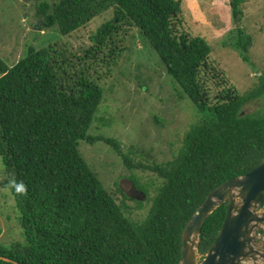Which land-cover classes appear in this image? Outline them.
<instances>
[{
  "label": "trees",
  "instance_id": "obj_1",
  "mask_svg": "<svg viewBox=\"0 0 264 264\" xmlns=\"http://www.w3.org/2000/svg\"><path fill=\"white\" fill-rule=\"evenodd\" d=\"M242 1L229 2L236 26L224 44L249 63L252 37L239 26ZM109 9L112 17L90 35L92 45L77 60L89 61L90 68L100 61L114 63L116 54L107 45L115 43L122 26L136 27L176 92L197 108L198 122L187 130L175 157L148 166L162 184L146 217L135 222L78 149L80 143L98 141L119 147L115 138L88 132L104 96L98 71L78 70L76 56L56 45H28L11 66L0 57V157L7 174L0 188L12 193L24 236L10 250L0 247V264H177L182 230L207 194L264 156V111L241 113L245 102L264 98V72L244 94L218 76L209 64L206 39L178 30L180 0H43L36 15L44 28L57 27L65 35ZM214 78L219 89L210 92L208 80ZM123 157L126 165L144 168ZM141 190L146 193V186ZM226 206H218L201 227L202 257Z\"/></svg>",
  "mask_w": 264,
  "mask_h": 264
},
{
  "label": "rangeland",
  "instance_id": "obj_2",
  "mask_svg": "<svg viewBox=\"0 0 264 264\" xmlns=\"http://www.w3.org/2000/svg\"><path fill=\"white\" fill-rule=\"evenodd\" d=\"M40 1L43 0H0V57L11 66L28 45L35 48L56 45L57 49L76 56L72 60L80 65L78 70L83 69L87 74L89 70L98 71L99 77H93L99 80L104 96L88 132L115 138L119 147L116 150L98 141L80 143L78 149L115 200L125 205L126 215L135 222L141 221L153 202L152 196L162 184V179L148 166L177 155L187 130L198 122V110L187 96L176 92L157 53L136 27L122 26L115 43L107 45L108 52L112 53L113 49L116 54L114 63L100 61L90 68L89 61L77 60L92 45L90 35L112 17V9L63 35L57 27H43L36 15ZM180 1L182 14L178 30L206 39L211 47L209 64L216 68L218 76L223 74L241 94L258 85V77L264 72V0H243L240 5L239 26L252 37L249 63L243 62L224 44L236 26L230 0ZM216 81L217 78L208 80L210 92L219 89L213 87ZM263 111L264 98L261 97L245 102L241 109L242 114ZM123 156L130 158L132 164H143L144 168L126 165ZM6 175L0 157V180ZM143 185L146 193L141 190ZM19 217L12 193L0 188V247L4 250H10L12 243L24 242Z\"/></svg>",
  "mask_w": 264,
  "mask_h": 264
},
{
  "label": "water",
  "instance_id": "obj_3",
  "mask_svg": "<svg viewBox=\"0 0 264 264\" xmlns=\"http://www.w3.org/2000/svg\"><path fill=\"white\" fill-rule=\"evenodd\" d=\"M263 200L264 156L250 171L226 180L207 194L182 230L177 264H264ZM225 202L222 225L202 257L198 254L201 227Z\"/></svg>",
  "mask_w": 264,
  "mask_h": 264
},
{
  "label": "flooded vegetation",
  "instance_id": "obj_4",
  "mask_svg": "<svg viewBox=\"0 0 264 264\" xmlns=\"http://www.w3.org/2000/svg\"><path fill=\"white\" fill-rule=\"evenodd\" d=\"M262 207H264V206H262ZM262 232L261 231H257V234H261Z\"/></svg>",
  "mask_w": 264,
  "mask_h": 264
}]
</instances>
